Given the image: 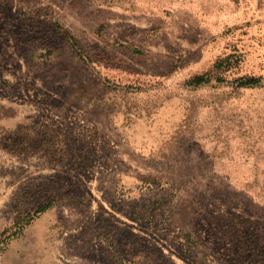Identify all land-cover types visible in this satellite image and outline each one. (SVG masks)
Masks as SVG:
<instances>
[{"label":"rangeland","instance_id":"374dc122","mask_svg":"<svg viewBox=\"0 0 264 264\" xmlns=\"http://www.w3.org/2000/svg\"><path fill=\"white\" fill-rule=\"evenodd\" d=\"M0 264H264V0H0Z\"/></svg>","mask_w":264,"mask_h":264}]
</instances>
